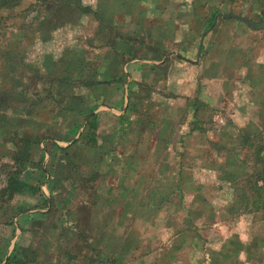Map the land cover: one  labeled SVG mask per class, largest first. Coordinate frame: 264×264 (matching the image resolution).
I'll use <instances>...</instances> for the list:
<instances>
[{
	"label": "rangeland",
	"instance_id": "rangeland-1",
	"mask_svg": "<svg viewBox=\"0 0 264 264\" xmlns=\"http://www.w3.org/2000/svg\"><path fill=\"white\" fill-rule=\"evenodd\" d=\"M14 1L16 4L12 6L0 7L1 263L12 253L14 257L9 264H151V256H144L136 262L140 252L134 248L139 239L133 234L126 239L129 246L125 251L113 252L116 248L118 250L120 241L114 235L107 238L110 244L107 248L99 247L102 233L96 223L103 218L102 215L94 216L93 225L89 227L74 218L75 210L83 208L80 204L95 202L97 193L93 156L85 157L83 146H89L85 143L86 139H81L80 145L71 142L64 151L54 147V144L61 145L60 129L67 128L70 121L83 123L88 99L81 84L92 85L100 76L101 51L112 52L109 56H113V42L118 35V27L117 24L109 23V16L104 13L107 0H95V5L93 0ZM121 1L132 4V9L125 11L122 5L121 10L113 12V17H117V14L126 16L121 27H129L127 17L131 12V15L140 17L141 35L145 37L149 32L150 35L155 33L156 41L135 38L129 40L130 43L133 42L134 47L147 53L156 49L159 55H169L173 61L176 60L175 54L194 60L196 39L200 34L217 31L219 26L220 29L224 28L221 23L228 20L220 16L215 17L214 23L207 27L214 12L241 15L252 22L264 20V0ZM148 19L155 21L148 26ZM147 28H151L149 32ZM102 32L108 36L103 38ZM187 34L194 36L195 40L192 41V49L185 52L183 47L187 41L182 37ZM115 66H112L114 72ZM72 93L77 96H72ZM196 138L194 141L197 143L206 142L202 136L197 135ZM253 142L256 146L264 144V128L259 130ZM254 145L249 148L241 143L244 150L231 154V159L235 161L233 155L236 160L243 157L249 166H254L257 157L252 151L256 147ZM258 153L264 158V148ZM201 154L189 151L188 161L195 162L203 156ZM209 154L216 159L214 153ZM247 162L244 168L247 174L241 180L228 182L222 174L220 181L224 186V196L211 192L207 186L205 191L208 198L202 201L200 198L188 199L187 221L184 215L167 217L165 224L172 229L171 235L167 230L166 234H162L163 227L152 228L148 223L149 226H145L142 232L145 243L141 250H148V240L161 245L167 236L171 246L183 241V250L172 253L174 256L181 253L180 258L175 257V264H204L202 259L206 261L208 256L202 253L200 247L215 239L224 241L225 253H231L236 247L240 250L242 247H239V243L245 239L249 225L264 217V209L258 204L247 203L240 212L233 210L231 202L234 203V199L231 201V196H227L229 188L236 186L243 188L250 199L256 197L255 192L248 191L247 181H254V172L250 173ZM192 168L188 173L196 172L195 167ZM10 175L32 183L41 181V194L34 190L5 191L3 187ZM257 185L263 188L258 190L262 193L264 184L258 182ZM105 203L104 199L100 201L102 208ZM171 208L178 209L177 199L171 200ZM107 209L104 208L102 212ZM212 212L215 217L210 215ZM241 212H247L248 215H240ZM213 222L218 230L216 234L195 230L198 223L210 225ZM183 224H187V231L176 235L179 231L177 227ZM141 228L143 225H137L136 231ZM260 231L257 228L255 238L259 235L264 238V230ZM101 251H107L109 258L104 260ZM183 254L187 262L182 261ZM176 258L181 259V263ZM210 258L207 264H219L218 260ZM108 259H112L113 263H108Z\"/></svg>",
	"mask_w": 264,
	"mask_h": 264
},
{
	"label": "crops",
	"instance_id": "crops-1",
	"mask_svg": "<svg viewBox=\"0 0 264 264\" xmlns=\"http://www.w3.org/2000/svg\"><path fill=\"white\" fill-rule=\"evenodd\" d=\"M122 5L125 11L132 9L130 2L107 0L104 13L109 18H106L118 27L114 53L109 56L112 52L101 51L100 76L96 83L81 84L89 104L85 109L95 115L94 145L84 144L83 150L85 157L93 156L97 195L93 204H80L83 208L75 210L74 218L89 227L94 216H103L96 223L102 233L98 242L101 248H107L110 245L107 238L114 235L120 241L118 250L113 252L125 251L129 246L126 239L133 234L139 239L134 248L140 252L136 262L151 256V264H175V257L180 258L181 253L175 256L172 253L183 250V241L171 246L168 236L161 245L148 240V250H141L145 243L142 232L150 224L152 228L163 227L162 234L167 230L171 235L166 218L184 215L187 221L188 199L208 198L207 186L211 192L221 194L222 174L228 182L241 180L247 174L243 157L236 160L233 155L235 162L231 154L244 150L240 146L243 136L252 137L264 128V28L244 27L236 23L237 19L224 18L228 20L221 23L224 28L219 26L217 31L202 33L198 56L201 34L196 39L194 60L175 54L173 61L169 55H159L156 49L147 53L130 43L135 38L156 41L155 33L150 35L151 28H147L149 33L145 37L141 35L140 17L131 15L130 11L129 27H121L126 16L112 15ZM214 13L215 17L219 12ZM154 21L148 19L147 25ZM101 34L103 38L108 36ZM182 39L187 41L183 48L188 52L195 38L187 34ZM113 65H117L115 72ZM82 128L83 123L70 121L67 128L60 129L61 145L58 146L67 149L71 142L81 144ZM197 135L206 142H195ZM189 151L203 156L189 162ZM209 153H214L216 159ZM192 166L194 174L188 173ZM229 189L227 196H231V201L234 199L231 207L240 212L246 193L241 187ZM103 199L106 203L102 208ZM172 199L178 201L176 210L171 208ZM104 208L108 209L102 212ZM210 215L215 217L214 212ZM198 224L196 231L218 233L214 222ZM251 224L245 239L239 243L243 251L236 247L231 253H225L224 241L215 239L200 247L202 253L219 264H264V238L261 235L255 238V233L264 230V217ZM137 225H143V229L136 231ZM177 228L176 235H180L188 226L183 224ZM107 254L101 251L104 260L109 258ZM179 258L176 259L181 263ZM208 258L202 262L209 263ZM182 261L187 262L184 254ZM107 262L113 263V260Z\"/></svg>",
	"mask_w": 264,
	"mask_h": 264
},
{
	"label": "trees",
	"instance_id": "trees-1",
	"mask_svg": "<svg viewBox=\"0 0 264 264\" xmlns=\"http://www.w3.org/2000/svg\"><path fill=\"white\" fill-rule=\"evenodd\" d=\"M14 4H16V1H14V0H0V7L12 6ZM214 14L215 13H213L211 15V17L209 18L208 23H207V27L210 26V23L212 22ZM94 120H95L94 113L88 109L85 113L84 118H83V128H82V131L80 134V138L84 139V140L86 139L85 143H88L89 146H93L94 142H95V140H94V128H95ZM256 137H257V134L252 136V137L243 136L242 137L243 143L246 146H249V148H250L254 145L253 141H254V139H256ZM254 146H256V145H254ZM54 147L58 150L64 151V148H61L56 144H54ZM261 148L262 149L264 148V144L257 145L255 148L252 149L254 154L257 156L255 161H254V166H252V167L249 166L246 159L243 160V161H245L244 163L247 162V166L250 168V173L254 172V175H253L254 181H252V182L247 181V184H248V191L252 192V193L255 192L254 195L256 196V197L250 199V197L248 195H245L244 206H246L247 203L253 204V205L258 204V206H261V208L264 209V191L262 193L258 192V190H262L263 188L260 189L259 188L260 185H257L258 182H261L262 184H264V158L258 153V152H260V150H262ZM40 172H42V169H40ZM40 182L36 181V183H32V182H29V180L27 181L23 178H16V176L10 175L7 178L6 185H5V187H3V189L5 191H9L10 193L34 190V192L37 191L38 194H41V191L39 189ZM257 208L258 207H255V209H257ZM13 257H14V254L9 253L6 256L4 262L1 263V260H0V264H9Z\"/></svg>",
	"mask_w": 264,
	"mask_h": 264
},
{
	"label": "water",
	"instance_id": "water-1",
	"mask_svg": "<svg viewBox=\"0 0 264 264\" xmlns=\"http://www.w3.org/2000/svg\"><path fill=\"white\" fill-rule=\"evenodd\" d=\"M264 15V13H263ZM217 16H220L222 18H233V19H237L241 22H243L245 25H247L248 27L250 28H253V29H260V28H264V20L262 21H259V22H252L250 21L248 18L244 17V16H241V15H236V14H232V13H216L215 17ZM215 17L214 19L212 20L211 22V25L214 23L215 21ZM210 25V26H211ZM203 37V34H201L200 36V40L197 44V56H198V53L200 51V47H201V38Z\"/></svg>",
	"mask_w": 264,
	"mask_h": 264
}]
</instances>
